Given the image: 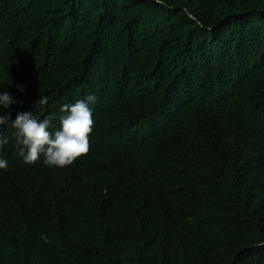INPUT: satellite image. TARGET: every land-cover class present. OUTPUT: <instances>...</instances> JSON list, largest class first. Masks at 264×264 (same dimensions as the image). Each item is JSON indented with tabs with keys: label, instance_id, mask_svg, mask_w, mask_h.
<instances>
[{
	"label": "trees",
	"instance_id": "trees-1",
	"mask_svg": "<svg viewBox=\"0 0 264 264\" xmlns=\"http://www.w3.org/2000/svg\"><path fill=\"white\" fill-rule=\"evenodd\" d=\"M5 91L95 102L65 167L0 125V264H264V0H0Z\"/></svg>",
	"mask_w": 264,
	"mask_h": 264
},
{
	"label": "clouds",
	"instance_id": "clouds-1",
	"mask_svg": "<svg viewBox=\"0 0 264 264\" xmlns=\"http://www.w3.org/2000/svg\"><path fill=\"white\" fill-rule=\"evenodd\" d=\"M24 91L22 85L17 86ZM95 96L89 94L86 100H77L74 104H63L60 108L59 127L53 129L52 116L38 119L32 111L18 112L13 120L11 114H0V125L8 124L14 131V148L26 163H35L41 155L44 163L50 167L71 165L78 157L87 154L94 120L90 104ZM15 101L7 91L0 93V106L8 109ZM48 97L35 101L40 106L47 105ZM50 129H53L50 131ZM9 143L6 135H0V149ZM8 161L0 158V169H6Z\"/></svg>",
	"mask_w": 264,
	"mask_h": 264
},
{
	"label": "water",
	"instance_id": "water-1",
	"mask_svg": "<svg viewBox=\"0 0 264 264\" xmlns=\"http://www.w3.org/2000/svg\"><path fill=\"white\" fill-rule=\"evenodd\" d=\"M191 16V15H190ZM192 17V16H191ZM193 18V17H192Z\"/></svg>",
	"mask_w": 264,
	"mask_h": 264
}]
</instances>
